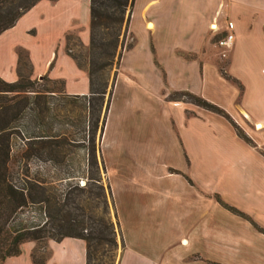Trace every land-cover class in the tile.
Returning <instances> with one entry per match:
<instances>
[{
    "label": "crops",
    "instance_id": "obj_1",
    "mask_svg": "<svg viewBox=\"0 0 264 264\" xmlns=\"http://www.w3.org/2000/svg\"><path fill=\"white\" fill-rule=\"evenodd\" d=\"M150 1L147 0L142 9ZM228 1L225 0L222 10L224 0L192 2L195 7H192L193 24L188 37L191 45L181 57L195 60L201 52V43L207 38L204 28H209L211 23L218 27L217 14L232 15L228 18L235 25L231 47L234 51L228 57L227 68L237 78L241 89L236 87L233 92L224 93L234 104L226 109L229 115L247 124L242 127L252 143L238 136L228 122V137L220 147L214 148L218 150L216 159L207 162L204 158L197 163L187 146L181 124L185 128V121L205 116L216 126L219 118L189 101L167 99L166 94L165 99L179 102L181 110L177 119L180 122L176 124L170 116L166 120L178 159L167 160L156 174L146 164L134 170L133 164L127 163L129 156L124 154L119 157L121 161L114 164L113 176L109 169L107 176L105 169L111 201L114 198L119 206L123 200L135 209L139 218L130 232L121 231L117 219L122 244L116 264H264V232L251 222L264 228V0H240L239 5L232 8ZM149 23L154 27V18L144 19V26L148 28ZM69 32L75 33L81 44H87L89 0H37L0 32V77L16 78V48L22 47L27 52L31 76L46 74L51 79L62 80L67 94H87L88 75L66 49L65 35ZM212 64L217 77L222 79L216 64ZM198 65L200 74L203 67L204 72L208 71L201 60L196 61V68ZM183 69L182 63L180 70ZM202 76L199 75V80L204 78ZM180 87L176 90L202 93L222 104L192 83H182ZM185 109H192L196 114L187 116ZM171 119L178 137L169 127ZM251 123L255 128L249 127ZM157 178H166L171 187L160 186ZM116 190H122L121 200L117 199ZM221 202L245 216L227 209ZM114 211L117 218L115 207ZM36 245V240L21 242L20 252L5 257L2 264H35L31 252ZM43 247L46 253L42 264H85L83 238H47Z\"/></svg>",
    "mask_w": 264,
    "mask_h": 264
},
{
    "label": "rangeland",
    "instance_id": "obj_2",
    "mask_svg": "<svg viewBox=\"0 0 264 264\" xmlns=\"http://www.w3.org/2000/svg\"><path fill=\"white\" fill-rule=\"evenodd\" d=\"M146 1L133 0L127 24L124 20L121 26V43L118 42L114 46L110 40L115 30L114 27L111 29L103 25L96 27V38H100L104 43L102 45L104 52L100 55L97 50H101V48L91 49L89 41L83 45L75 33L69 32L65 35L67 52L76 64L78 63L77 65L83 68L87 75L88 68L94 67L91 74L93 87L97 90L94 94H67L63 90L60 79L48 80L50 77L47 76V79L41 80V76H31L24 52L21 53L20 62H16L15 65L16 73L19 72L22 77L36 79L35 88H41L44 85L57 90L41 95L43 97L40 99L45 100L41 105L47 106V110H44L43 114L48 127H42V129L35 127V130L54 131L66 137L64 141L56 142L58 143L56 152L63 154L62 163L51 164L33 157L27 160L29 170L32 174L35 173L63 189L72 186H67L68 181L71 184H76V187L71 188V192L76 194L77 207L72 210L77 212L78 218L84 220L85 229L83 232L88 230L87 225L93 220L108 218L112 222L116 244L97 243L92 240L90 245L91 264H116L122 244L117 219L121 231L127 230L128 232L139 221L134 213L135 209L128 206L123 200L118 206L113 198L112 204L105 169L107 176L108 169L113 176L115 173L114 164L120 162L119 157L124 154L129 156L127 163L133 164L134 170L146 164L156 174L162 170L161 165L167 160L178 159L176 146L171 138L169 139L166 120L170 116L177 124L180 122L177 119L180 118L181 110L179 102H169L165 99L166 94L181 88L182 83H192L226 107L206 98L202 93H198L199 95L219 105L228 113L226 108H232L234 104H232V100L227 99L228 97L224 93H231L236 87L241 89V84L233 74L231 75L228 70L230 68H227L228 57L231 53L233 54L234 50L230 48L225 55H221L220 47L216 43L217 36L225 30V20L232 15L227 14L225 17L223 13L217 14L218 27L214 25L215 28H204L207 38L201 43L200 54L194 58L195 60H192L193 58L181 56H183L182 52H185L186 47L191 45L188 42V37L189 29L193 24L191 17L194 13L192 9L195 7L192 4L194 0H151L147 7L142 9ZM239 1L229 0L226 3H229L232 8V6H238ZM225 5L224 0L221 10L225 8ZM218 9L220 11V7ZM146 17L154 18V27L150 23L148 28L146 25L144 26L143 22ZM127 44L131 45L125 47ZM118 51H120L119 59ZM200 60L208 67V71L205 72L203 67L201 74L198 72L200 71L199 65L196 68V61ZM213 62L223 77L222 79L218 78L214 72ZM182 63L185 69L180 70ZM114 72L115 77L104 125L105 103ZM199 75H203L205 80L204 78L199 80ZM101 89L105 90L102 94L98 92ZM193 105L199 106L195 103ZM184 112L187 116L196 114L192 109H185ZM211 113L219 118L216 126H213L210 121L208 122V118L205 116L204 118H190L189 122L185 121V128L181 124V130L183 129L186 135L187 146L193 152V156L195 155L197 163L204 158L208 159L207 162H213L218 151L214 148L220 147L223 139L228 137L229 120L216 112L211 111ZM229 116L238 131L248 139L244 140L252 143L242 127L247 124ZM19 120L15 118L13 123L18 124ZM174 122L171 119L168 124L175 137H178ZM249 125V127L255 128L253 123ZM17 133L10 134L14 165L22 163V160L15 155L21 142V135ZM91 136L94 139L96 165L89 167L85 161L86 139ZM82 139L85 141L82 142ZM169 168L176 170L172 167ZM67 175L69 176L66 177ZM62 176L65 178H61ZM89 176H94L97 180L91 181ZM157 181H160L159 185L162 187H171L166 178H157ZM116 191L117 199L119 197L121 200L124 195L122 190ZM46 239L37 241V245L32 250L35 258H42L45 255L43 244Z\"/></svg>",
    "mask_w": 264,
    "mask_h": 264
},
{
    "label": "trees",
    "instance_id": "obj_3",
    "mask_svg": "<svg viewBox=\"0 0 264 264\" xmlns=\"http://www.w3.org/2000/svg\"><path fill=\"white\" fill-rule=\"evenodd\" d=\"M36 1L0 0V32L11 26L17 17ZM132 3L133 0H89L88 41L91 49L101 48V50H97L99 55L104 52L103 41L98 37L96 38V27L98 25L110 29L114 27L115 30L112 39H110L114 46L118 42H122L120 39L121 26L124 20L127 24ZM130 45L127 44L125 47ZM22 52H24L30 72L27 52L22 47L16 48L17 63L21 60ZM119 56L120 51H118V59ZM92 69L94 67L88 68V94L97 92L93 87L91 78ZM114 77L115 72L108 90L105 112L109 104ZM44 79H47L46 74L41 75V80ZM60 81L62 82V80ZM35 82L36 79L22 77L19 72L13 80L0 77V264H2L5 257L18 254L20 244L25 240L41 241L45 238L59 239L63 236L83 238L85 241V264H91L90 245L92 240L97 243L116 244L113 225L108 218L106 220L100 218L89 223L87 225L88 230L83 232V229H85L84 220L78 218L77 212L72 210V208L77 207L76 194L71 192V188L76 187V184H71L68 181L67 186H72L63 189L51 184L35 173L32 174L29 170L27 160L33 157L51 164L62 163L64 160L63 154L56 152V145L58 144L56 142L64 141L66 138L58 132L38 130L42 127H48L43 114L44 110H47V106L41 105L45 100H41L40 97H43L41 95H45V92L52 93L57 90L44 85L41 88H35ZM104 91V89H101L98 92L102 94ZM166 97L167 99L190 101L224 116L232 124L236 133L243 139L248 140L246 136L238 131L229 114L222 107L205 97L186 89L172 90ZM15 118L20 119L18 124L13 123ZM104 118L105 114L103 122ZM35 127L38 129L35 130ZM12 132L14 134L18 132L17 134L21 135V142L15 151V155L22 160V163L17 165L12 162L13 154L10 142ZM83 141L85 140L82 139ZM86 142L85 161L90 167L96 165L93 136L86 139ZM61 178H65V176ZM89 179L91 181L93 179L97 180L94 176H89ZM221 203L227 209L245 216L233 206L224 202ZM251 222L258 230L264 232V228L253 221ZM31 257L35 264L43 263L44 256L35 258L31 252Z\"/></svg>",
    "mask_w": 264,
    "mask_h": 264
},
{
    "label": "built area",
    "instance_id": "obj_4",
    "mask_svg": "<svg viewBox=\"0 0 264 264\" xmlns=\"http://www.w3.org/2000/svg\"><path fill=\"white\" fill-rule=\"evenodd\" d=\"M213 23L209 25L211 28ZM234 41V23L230 19L225 20V30L217 36L216 43L220 47V54L225 55L226 52L232 47Z\"/></svg>",
    "mask_w": 264,
    "mask_h": 264
}]
</instances>
